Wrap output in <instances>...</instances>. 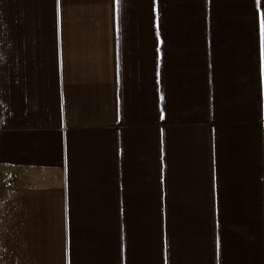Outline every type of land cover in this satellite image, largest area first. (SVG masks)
<instances>
[{
    "label": "crops",
    "instance_id": "crops-1",
    "mask_svg": "<svg viewBox=\"0 0 264 264\" xmlns=\"http://www.w3.org/2000/svg\"><path fill=\"white\" fill-rule=\"evenodd\" d=\"M0 264H264V0H0Z\"/></svg>",
    "mask_w": 264,
    "mask_h": 264
}]
</instances>
